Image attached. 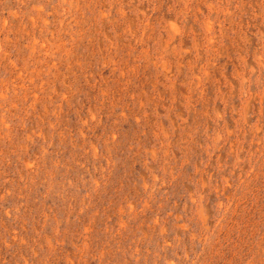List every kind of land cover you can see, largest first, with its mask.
Returning <instances> with one entry per match:
<instances>
[{
	"label": "rangeland",
	"instance_id": "rangeland-1",
	"mask_svg": "<svg viewBox=\"0 0 264 264\" xmlns=\"http://www.w3.org/2000/svg\"><path fill=\"white\" fill-rule=\"evenodd\" d=\"M0 264H264V0H0Z\"/></svg>",
	"mask_w": 264,
	"mask_h": 264
}]
</instances>
